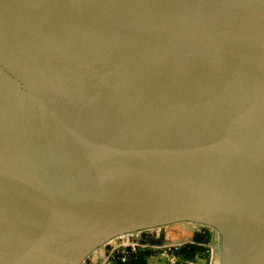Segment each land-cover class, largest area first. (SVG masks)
Here are the masks:
<instances>
[{"label": "water", "instance_id": "obj_1", "mask_svg": "<svg viewBox=\"0 0 264 264\" xmlns=\"http://www.w3.org/2000/svg\"><path fill=\"white\" fill-rule=\"evenodd\" d=\"M179 223L264 264V0H0V264Z\"/></svg>", "mask_w": 264, "mask_h": 264}, {"label": "built area", "instance_id": "obj_2", "mask_svg": "<svg viewBox=\"0 0 264 264\" xmlns=\"http://www.w3.org/2000/svg\"><path fill=\"white\" fill-rule=\"evenodd\" d=\"M195 233H206L207 230H210L211 235L214 232L206 228L204 226H195ZM165 228H155L143 231L141 233H129L125 234L122 237L116 239L108 246L98 250L93 256H91L85 264H124L129 255L136 253L139 251L140 248L150 247L153 250L160 249L170 256V262H180L181 264H197V262L193 261H184L181 257H176L174 254L176 251H179L182 247L181 245H165L153 242V238H156L158 232H160L161 236L163 237L165 234ZM149 238V240L147 239ZM210 251V264L212 263V253ZM209 264V263H208Z\"/></svg>", "mask_w": 264, "mask_h": 264}, {"label": "trees", "instance_id": "obj_3", "mask_svg": "<svg viewBox=\"0 0 264 264\" xmlns=\"http://www.w3.org/2000/svg\"><path fill=\"white\" fill-rule=\"evenodd\" d=\"M211 232L207 230L206 233H200L198 240L195 242H188L175 252V256L181 257L184 261H193L197 264H208L210 257V247L208 246L211 241ZM149 240V238H147ZM182 248L184 249L181 252ZM155 253L150 247L140 248L138 252L130 254L124 264H147L148 257ZM168 264H181L180 262H169Z\"/></svg>", "mask_w": 264, "mask_h": 264}, {"label": "crops", "instance_id": "obj_4", "mask_svg": "<svg viewBox=\"0 0 264 264\" xmlns=\"http://www.w3.org/2000/svg\"><path fill=\"white\" fill-rule=\"evenodd\" d=\"M182 224L183 225H186V226H183L182 228H185L186 227L187 229H189L187 232L181 233L180 228H172L171 226H169L171 229L168 230V227H166L165 228V234L172 233V232H175V233L177 232L176 234L192 235V236L195 234V227H194L193 224H190V223H182ZM174 225H176V224H174ZM159 244H164V242L161 241ZM154 250H155V253L152 254V256L155 255V257L152 258V259H150L151 262H149V258L150 257H148L147 264H151V263L152 264H168L170 262L169 261L170 260V256L168 254H166L165 252H163L161 249H160V251H158L157 249H154Z\"/></svg>", "mask_w": 264, "mask_h": 264}, {"label": "rangeland", "instance_id": "obj_5", "mask_svg": "<svg viewBox=\"0 0 264 264\" xmlns=\"http://www.w3.org/2000/svg\"><path fill=\"white\" fill-rule=\"evenodd\" d=\"M183 226H186V225H183L182 223H179V224H176V225H171L172 228H180V231L181 233L183 232H187L189 229H187L186 227L185 228H182ZM195 227V226H194ZM189 228V227H188ZM196 228V227H195ZM171 228L168 227V230H170ZM191 229V228H190ZM179 232V231H178ZM173 234H176L175 232H172ZM180 233V232H179ZM182 235V234H181ZM217 245H218V240H217V236H216V233L214 232V234L212 235L211 237V241L209 243V247H210V250H211V253H212V263L211 264H219V258H218V251H217ZM149 262H151L150 259L154 258L155 255H150L149 256ZM152 264V263H151ZM210 264V263H209Z\"/></svg>", "mask_w": 264, "mask_h": 264}]
</instances>
